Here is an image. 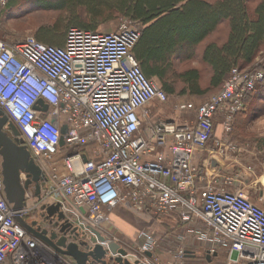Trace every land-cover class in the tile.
Returning a JSON list of instances; mask_svg holds the SVG:
<instances>
[{
    "label": "built area",
    "instance_id": "built-area-1",
    "mask_svg": "<svg viewBox=\"0 0 264 264\" xmlns=\"http://www.w3.org/2000/svg\"><path fill=\"white\" fill-rule=\"evenodd\" d=\"M7 4L0 0V10ZM140 29L123 17L108 33L72 27L61 46L31 35L0 39V108L43 174L38 195L34 183L24 188L20 216L84 251L94 246V230L105 238L103 248L116 243L131 263L186 264L189 256L226 249L225 264H264V208L241 188L230 190L234 177L208 171L214 155L239 151L229 134L246 96L264 78V59L246 70L232 68L222 87L194 109L192 122L154 119L150 103L163 104L168 95L133 55ZM217 115L222 134L200 168L194 158L212 139ZM19 179L23 186L27 175ZM51 205L62 220L58 212L48 216ZM117 207L175 215L185 229L165 238L146 226L125 237L112 220ZM0 264H75L16 221L1 176Z\"/></svg>",
    "mask_w": 264,
    "mask_h": 264
},
{
    "label": "trees",
    "instance_id": "trees-1",
    "mask_svg": "<svg viewBox=\"0 0 264 264\" xmlns=\"http://www.w3.org/2000/svg\"><path fill=\"white\" fill-rule=\"evenodd\" d=\"M26 1L25 9L69 13L66 28L96 32L100 24L118 16L138 21L141 29L133 55L146 78L156 80L167 95L178 83L189 88L190 95L206 94L198 86L197 69L177 67L193 57L197 44L222 21L230 24L226 42L207 44L203 52V61L212 70L210 87L224 82L232 68H250L264 49V0H258L252 15L249 4L254 0H8L7 7L16 11ZM78 8L84 9L86 20ZM36 39L56 44L45 32ZM252 100L260 102L259 112L264 111V78L246 96V106Z\"/></svg>",
    "mask_w": 264,
    "mask_h": 264
},
{
    "label": "crops",
    "instance_id": "crops-1",
    "mask_svg": "<svg viewBox=\"0 0 264 264\" xmlns=\"http://www.w3.org/2000/svg\"><path fill=\"white\" fill-rule=\"evenodd\" d=\"M257 2L258 0H254L249 4L250 15H252ZM229 29L230 24L228 21L225 20L220 22L215 31L211 32L204 40L197 44L193 57L178 66L179 69L181 65L190 61L197 62L193 63V66L188 68H194L199 71L200 77L198 86L200 90H204L206 93L212 90H218L223 82L215 88L209 86L212 70L203 61L205 46L210 43L221 46L227 40ZM62 44L63 42L58 44V46ZM263 52L264 49L259 55ZM178 84L174 86V93L170 95H176L180 100L184 99L183 102L178 104H190L192 108L179 110L173 106L172 109H168L162 106L164 103L160 104L153 101L150 103L152 118L174 119L181 122H192L194 120V109L199 104L196 98L199 95H190L188 93V91H190L189 88L185 85ZM177 85L178 87H176ZM259 106V101L252 100L247 106L245 105L244 111L234 118L229 139L238 146L239 151L228 157L214 155L210 158L208 171L217 175L234 177L236 182L229 187L230 190L241 188L250 201L264 208V111L259 112ZM221 134V117L217 115L214 119V135L212 139L208 142L207 147L196 152L194 158V162L200 168H203L204 160L208 159V149L214 147L215 140H217ZM112 220L120 233L125 237H129L136 229H140L144 226L150 227L155 230L158 235L165 238L171 233L181 232L185 229L184 226L178 222L175 215L159 216L153 214L150 209L133 212L117 207L112 213ZM219 253L225 254L224 261L226 263L227 250H219L217 255ZM163 258L164 257H162V259ZM187 260H194V256L187 257ZM206 261L209 263L208 260Z\"/></svg>",
    "mask_w": 264,
    "mask_h": 264
},
{
    "label": "water",
    "instance_id": "water-1",
    "mask_svg": "<svg viewBox=\"0 0 264 264\" xmlns=\"http://www.w3.org/2000/svg\"><path fill=\"white\" fill-rule=\"evenodd\" d=\"M6 126L13 135L10 138L3 130ZM66 131V127L61 128V135ZM18 130L16 127L8 121V118L4 111L0 108V176L3 186V193L6 201L11 205L15 212L16 221L30 234L38 237L45 242L51 248L58 253L70 257L75 264H142L137 261L134 263L129 262L124 258L126 251L114 242H110L107 248H103L101 243L105 242V238L98 232L92 230L95 237H91V241L94 246L87 251L80 249L75 243L67 242L66 238L51 231L49 234L45 229L39 230L35 227L36 222H28L22 216L19 211L24 207V188L31 183L35 184V192L38 195L40 192V181L43 179L42 171L39 166L30 157V154L25 145L22 144V140L18 139ZM60 145H63V139L61 136ZM27 175V180L23 184L20 183V173ZM58 212L57 205H51L47 209L48 216ZM58 219L62 220L63 215L58 212ZM65 227L60 226L59 230L64 231ZM115 255L112 257L111 255ZM148 257L150 253H146ZM217 253L210 255L205 253L206 259L216 256Z\"/></svg>",
    "mask_w": 264,
    "mask_h": 264
},
{
    "label": "rangeland",
    "instance_id": "rangeland-1",
    "mask_svg": "<svg viewBox=\"0 0 264 264\" xmlns=\"http://www.w3.org/2000/svg\"><path fill=\"white\" fill-rule=\"evenodd\" d=\"M25 4L29 5V1L24 2V6H21L18 9L16 8L15 9L16 11H13L8 7L7 9L0 10V38L4 41L11 42L16 40H21L27 35H31L37 38L39 34L45 32L47 33L48 37L51 40L56 42V44H50V45L55 46L58 45L57 43L63 42L65 33L67 32L68 29H70V28H66L69 21V16H70L69 13L67 12L61 13L52 9L43 10L39 8H32V9L26 8L27 9L26 10L25 7L27 6H25ZM77 11L78 12L80 11L81 12L80 16H82V19L86 20L84 9L78 8ZM122 19L123 16H118L116 18L108 20L105 23L100 24L96 29V32H103V33L113 32L114 30H116ZM262 58L264 59V52L258 55V57L254 60L253 64L260 61ZM193 63H197V62L190 61L188 63L181 65L179 69L191 67L193 66L192 65ZM253 64L251 66H253ZM178 85L176 87H178ZM218 90H212L210 92H207L205 95L198 96L196 100L199 102V104H201L210 95L216 93ZM183 100L182 99L180 100V98H178L176 95H168V100L162 106H165L168 109L170 108L172 109L173 106H175V104L183 102ZM61 150L62 149H60L57 155L58 159L61 156L62 153ZM132 233L130 234V236L132 235ZM193 256H194V260L192 261L187 260L186 264H225L224 261L225 254L223 253H219L216 256H212L209 258V260L206 259L203 253ZM206 260H208L209 263H207Z\"/></svg>",
    "mask_w": 264,
    "mask_h": 264
},
{
    "label": "flooded vegetation",
    "instance_id": "flooded-vegetation-1",
    "mask_svg": "<svg viewBox=\"0 0 264 264\" xmlns=\"http://www.w3.org/2000/svg\"><path fill=\"white\" fill-rule=\"evenodd\" d=\"M43 180V179H42ZM40 184H41V181H40Z\"/></svg>",
    "mask_w": 264,
    "mask_h": 264
}]
</instances>
